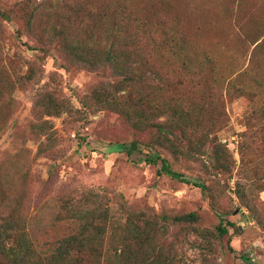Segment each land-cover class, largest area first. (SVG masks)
<instances>
[{
	"label": "rangeland",
	"instance_id": "374dc122",
	"mask_svg": "<svg viewBox=\"0 0 264 264\" xmlns=\"http://www.w3.org/2000/svg\"><path fill=\"white\" fill-rule=\"evenodd\" d=\"M0 9L10 16L0 24V123L7 125L0 135V218L7 210H28L25 228L39 250L35 241L74 226L56 219L62 205L97 202L117 215L121 206L156 215L194 213L196 219L171 224L165 234L177 264H264V229L235 192L238 145L252 101L227 99V123L216 132L235 160L232 174L208 173L200 159H186L173 167L185 174L183 182L161 171L162 151L147 146L148 131H134L113 111L83 106L91 87L114 80L112 71L72 64L58 43L69 32L100 48L110 44L107 30L118 18L135 31L137 19L152 22L151 28L162 21L197 41L199 52L213 50L225 69L244 67L264 62V0H0ZM261 64L251 67L253 74ZM41 95H47L44 103ZM50 97L66 111L57 113ZM132 140L126 152L122 144ZM199 181L210 186V195L195 185ZM255 202L264 207V190ZM219 214L232 222L222 236Z\"/></svg>",
	"mask_w": 264,
	"mask_h": 264
},
{
	"label": "trees",
	"instance_id": "16d2710c",
	"mask_svg": "<svg viewBox=\"0 0 264 264\" xmlns=\"http://www.w3.org/2000/svg\"><path fill=\"white\" fill-rule=\"evenodd\" d=\"M9 19L0 9V24ZM30 19L31 15L27 23ZM141 21L137 19L136 31L126 30L129 22L118 18L107 30L110 44L100 48L73 39L69 32L61 35V55L69 62L93 72L110 68L114 77L91 87L81 100L83 106L93 112L113 111L134 131H148L147 146L162 151L157 155L161 171L187 182L185 174L173 168L186 159H200L208 173L232 174L235 160L216 132L227 123V99L251 100L254 107L244 116L246 128L238 145L235 192L264 229V207L255 202L256 194L264 190V62H247L244 67L232 64L225 69L213 50L199 52L197 41L172 32L162 21L152 28V22ZM54 33L59 37L56 27ZM258 63H262L259 73L253 74L251 67ZM50 98L57 113L66 111L63 102ZM45 99L47 95L39 97L42 103ZM6 126V121L0 123V135ZM134 146L135 140L122 144L126 152ZM195 185L212 193L204 182ZM27 211L7 210L0 218V264H177L172 246L164 245L165 234L171 224L196 219L194 213L156 215L126 206L117 215L97 202L62 205L55 212L56 219L74 226L58 238L35 241L37 250L25 228ZM219 215L216 228L222 236L232 222H224V215Z\"/></svg>",
	"mask_w": 264,
	"mask_h": 264
}]
</instances>
